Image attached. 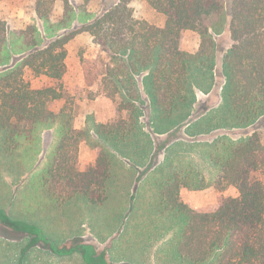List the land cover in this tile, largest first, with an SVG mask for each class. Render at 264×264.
<instances>
[{
    "label": "trees",
    "instance_id": "obj_1",
    "mask_svg": "<svg viewBox=\"0 0 264 264\" xmlns=\"http://www.w3.org/2000/svg\"><path fill=\"white\" fill-rule=\"evenodd\" d=\"M51 1L34 2L37 17L49 25L57 13L51 11ZM79 1L75 8L86 21L69 29L73 9L69 0H58L62 11L51 26L64 32L55 34L49 26L44 44L36 39L35 29L13 33L11 40L0 21V153L35 145L43 132L55 128L54 147L34 175L39 189L57 203L81 197L101 205L117 143L127 141L137 128L139 89L162 120L188 107L194 100L193 77L205 78V85L193 82L204 90L214 65L213 35L227 24L231 46L221 62L224 86L218 123L254 130L238 140L219 137L210 161L217 168L213 187L222 192L231 186L238 195L220 198L209 210L192 209L179 193L182 188H205L194 165L196 170L166 175L160 205L183 220L172 238L182 263L264 264V0H117L95 14L91 8L98 0ZM136 1L161 15L162 25L136 20L130 6ZM186 30L200 35V47L193 54L180 48ZM78 35L90 37L115 64L106 67L100 85L116 106L117 118L95 125L96 136L106 146L94 145L96 163L84 172L77 168V150L87 131L74 129L70 113L54 106L62 99L56 86L61 88L67 70V45Z\"/></svg>",
    "mask_w": 264,
    "mask_h": 264
},
{
    "label": "rangeland",
    "instance_id": "obj_2",
    "mask_svg": "<svg viewBox=\"0 0 264 264\" xmlns=\"http://www.w3.org/2000/svg\"><path fill=\"white\" fill-rule=\"evenodd\" d=\"M116 1L98 0L91 12L98 13ZM34 2L0 0V21L11 40L16 36L13 33L35 29L36 39L44 44L49 26L55 34L64 32L51 26L62 11L58 0L51 1V11L57 12L51 25L37 17ZM79 3L69 0L74 12L69 29L86 21L75 8ZM130 6L136 20L162 25V16L145 2ZM213 40L216 51L207 85L199 90L193 82L205 85V78L193 77L194 100L188 107L181 106L171 118L162 120L151 108L146 92L139 89L137 128L127 141L117 143L108 197L96 208H89L79 198L59 205L46 198L34 180L46 162V153L53 149L55 128L43 132L35 145L9 155L0 153V264H187L180 261L172 242L183 220L160 205L161 184L174 170L187 172L195 165L205 188H183L187 192L180 196L192 209L209 210L222 197H236L234 187L222 192L213 187L217 168L210 161L212 146L221 136L238 140L254 130V126L232 128L218 123L224 86L221 62L231 46L227 24ZM200 44L198 32H182L181 50L193 54ZM65 63L69 73L63 76L61 88L56 86L62 99L54 106L70 113L73 126H84L88 148L82 161H87L93 158L96 143L106 146L96 136L95 125L117 118L116 106L100 85L106 67L113 69L115 64L87 35H78L67 45ZM136 80L140 82L138 77Z\"/></svg>",
    "mask_w": 264,
    "mask_h": 264
},
{
    "label": "crops",
    "instance_id": "obj_3",
    "mask_svg": "<svg viewBox=\"0 0 264 264\" xmlns=\"http://www.w3.org/2000/svg\"><path fill=\"white\" fill-rule=\"evenodd\" d=\"M69 70L67 69L66 70V73L68 72ZM66 73L64 74V77H65V75H66ZM69 73V72H68ZM106 102H107V100L106 99H104ZM110 102V101H109ZM84 127V126H83ZM83 127H79V126H74V129H76V130H81ZM55 144V143H54ZM84 144V145H83ZM54 147V146H53ZM88 148V145H86V143H85V140H83V141H81L80 142V144L78 145V150H77V168H78V170L80 171V172H84V171H86L88 168H90V167H93L94 165H95V163H96V151H95V148L92 150V155H93V158L91 159H89V157H88V159H86L87 161H82L83 160V158H84V151H87L86 149ZM51 149H52V147H51ZM49 153L50 152H48V153H46V156L48 157V155H49ZM88 154L89 153H91V151H88L87 152ZM44 157V159H45V161H46V159H47V157ZM91 157V156H90ZM187 192L186 191V189H181L180 190V193H179V195L180 196H183V192ZM107 191H106V199H107ZM47 198V197H46ZM75 198H79V199H81L83 202H84V204L86 205V206H88L89 208H96V205H92V204H90V203H88L86 200H84L83 198H81V197H74V198H72L71 200H69V201H67V202H59L58 204L59 205H61V204H65V203H69L70 201H72V200H74ZM181 198V197H180ZM182 200V199H181ZM183 201V200H182ZM184 203H186L185 201H183Z\"/></svg>",
    "mask_w": 264,
    "mask_h": 264
}]
</instances>
